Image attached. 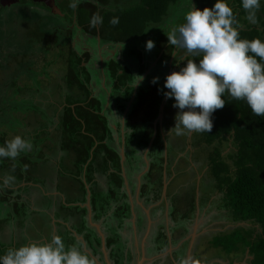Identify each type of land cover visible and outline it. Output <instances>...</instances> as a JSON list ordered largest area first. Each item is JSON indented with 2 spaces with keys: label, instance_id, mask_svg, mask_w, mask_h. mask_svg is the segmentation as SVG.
I'll use <instances>...</instances> for the list:
<instances>
[{
  "label": "trees",
  "instance_id": "trees-1",
  "mask_svg": "<svg viewBox=\"0 0 264 264\" xmlns=\"http://www.w3.org/2000/svg\"><path fill=\"white\" fill-rule=\"evenodd\" d=\"M26 1L27 3L28 1L31 2L28 5H23L24 9L25 7L26 9H35L36 14L32 19L24 13L19 12L18 15L15 13L10 15L9 21L3 22V15L7 11L9 12V10L5 8L3 1L0 0V54L3 52L1 48L2 44H5L8 50L6 56L10 57L22 54L17 52L18 48L26 50L30 49L32 45L36 48H41L40 45L44 48V45H46L47 50L44 52L45 54L41 52L40 56L39 50L34 49V51H37L40 61L43 60L46 63L44 70L47 71L48 68V71H52V74L50 73L49 79H46L43 86L46 88L52 87L53 92L60 94V98L66 104L61 128L64 137H66V142L70 143L71 140V142L80 145V143H84L86 139H89V135L84 133L82 120L86 122V126H90V129L95 128L98 136L99 131H103V129L107 130L105 119L101 115V104L99 103L100 107L94 111L95 113L92 110L93 106H96L95 103L99 102V100L92 98L91 83L93 79L89 69L91 57L88 55L81 56L72 48L71 43L77 34L74 36L72 32L66 33L69 37L73 35V40L72 38H67L64 44L61 45L59 44L61 42H58V37L49 33L50 30L47 29L48 33L43 32L42 29L43 27H47V22H44L45 19L39 13L37 6L41 7L44 5L41 3L33 5L35 0ZM62 1V12L67 13V19H74L77 16V27L81 30L79 32L97 40L101 39L106 44L120 46L130 45L132 43L129 42L135 39L147 40L149 36L154 35L155 28L164 26L175 10L178 8L180 10L182 3L185 2V0ZM73 2L77 4L75 9L70 7V4ZM215 2L216 0L212 2L211 8ZM228 3L236 15L238 27H243L238 30L240 38L252 40L259 37L264 41V0H262L260 10L257 13L258 23L256 24H251L246 19L247 13L242 8L241 0H228ZM12 11L11 9L10 12ZM97 14L102 18V23L93 27L91 22ZM114 17L119 18V23L115 26L110 23ZM73 21H70V24H73ZM167 40L168 37L163 40L158 50L166 45ZM26 41L34 43H27ZM52 42L55 44H48ZM15 43L16 45H14ZM64 46H67L66 51H69L68 53L64 51ZM58 49L62 52H58ZM42 54L44 56L41 58ZM145 55L141 49L135 46L131 57H137V60L142 63ZM158 55H160L159 52L156 53V56ZM54 57H60L62 63L59 65L58 60H54ZM192 57V60H196L197 62L201 58L200 56ZM146 69L147 67L143 70ZM108 71L116 84L114 85L116 90L127 86L128 75L131 72L128 65L111 60L108 63ZM8 73L10 74V72H4L3 75H0V79L8 75ZM6 80L8 81V78ZM2 83H0V86H2ZM23 84L28 85L27 82ZM9 87H11V83L7 85V88ZM23 89L27 93L33 92L32 89H26V87ZM22 94L24 93L22 92L20 95ZM1 95L5 96V94ZM20 95L16 99V96L12 97L14 100L11 103V109H14L13 105L20 102ZM223 98L226 104L224 108L214 112L212 116L213 129L206 135L211 144L217 143L214 142L216 140L227 142L233 139L237 150L235 152L236 156L228 159L233 163L232 168L227 163L228 160L225 161L218 158L220 162L214 161L211 171L220 182L218 187H221V190L223 189L225 201L227 202V206L232 210L235 220L252 229L251 242L245 248L246 251H249L248 261L245 264H264V117L254 115L245 102L233 100L227 93ZM18 105L21 106V104ZM73 106L76 107V113ZM91 120L94 122H90ZM47 129L48 125L45 130ZM88 129L86 128V131L89 132ZM3 142L4 140H1L0 145ZM209 142L208 144H210ZM84 145L87 146V144ZM89 152L83 150L80 154L86 159L89 157ZM81 161L86 163L88 160ZM97 197L96 194L93 198L95 205L101 200L100 197ZM99 243L100 241L98 240ZM115 243L118 244L119 240L115 239L114 243L111 241L109 246ZM124 251V247L119 245L117 251L112 254L111 258L116 264H127L132 261L133 256L123 255Z\"/></svg>",
  "mask_w": 264,
  "mask_h": 264
},
{
  "label": "crops",
  "instance_id": "crops-1",
  "mask_svg": "<svg viewBox=\"0 0 264 264\" xmlns=\"http://www.w3.org/2000/svg\"><path fill=\"white\" fill-rule=\"evenodd\" d=\"M103 47L102 43L93 44L91 47L92 51L98 53V59L102 66L105 60L102 59L105 54ZM108 47L110 48L106 50L107 53L109 51L113 55L118 51L122 53L123 48L121 46ZM83 48L85 49H82L81 53L82 51L89 52L90 43H87ZM112 48L116 49L113 50ZM90 73H92L93 81L97 80L100 83V81H104L102 76L106 70L101 68L100 71H91ZM23 93L20 95V101L27 99L25 97L26 91ZM50 94L57 96L53 91L50 93L42 91L30 93L31 99L36 104L35 107H38L33 120L26 118L28 110L24 107L18 108L13 117L11 116V123L13 126L16 125L13 138L21 136L29 140L33 147L30 151L21 153L18 159L12 161L13 164H10L11 161H9L6 168H4V162L0 166L2 169L0 173V201L4 206L0 215V255L6 254L9 248H18L30 242H50L52 237L56 235L63 238L66 246H78L91 258L93 264H112L110 261L112 254L117 251L119 245L115 243L109 246V243L111 241L114 243L115 239L119 238L124 241L125 252L123 255H136L139 263L143 261L145 264L146 261H152L153 258L151 260L146 259L147 254L151 256L160 255L164 248L168 249L165 253L172 254L175 252L176 246L171 247L166 242L158 244L157 247L155 244L157 252H147L148 237L143 239L142 236L140 238L135 236L131 241L130 236L125 235L127 231L130 233L133 226L136 232L138 231V221L142 223L141 225L146 224L147 221L144 222L141 218L140 214L143 210L137 211L139 206L142 205L143 207V204L138 201L141 188L138 192L136 191L137 195H134L135 187L130 186L128 177L123 183V179L117 172H114V168H106L105 171L100 169V165L103 169V164L106 161L108 163L114 162L117 171L120 168L122 171L126 170L129 165L125 147L123 146L124 150L120 147V144L123 145L124 143H121L119 138L113 139L111 136V119L108 117V109L111 108V95L105 91L104 84L102 91L98 93L100 97L96 96L95 98L99 102L95 103L96 106H93L92 110L94 112L99 109L101 104V115L105 119L107 130L99 131L98 136L96 129H90V126H86V122L82 120L84 133L89 135V139L80 145L71 142V140L70 143L66 142V137H64L61 129L66 105L61 98L46 101L44 95L49 96ZM73 109L76 113L75 106ZM14 110L8 108L6 112L12 115ZM90 122L93 123L94 121L91 120ZM11 123L8 125L4 123L3 126L12 127ZM47 125L48 129L45 130ZM5 127L4 129H6ZM86 128H89L90 133L86 131ZM12 129L14 127L10 129L11 133ZM107 139H109L108 144L110 146L104 143ZM45 149L47 150L45 151ZM83 150L90 151L89 157L86 159L80 154ZM81 160L88 161L84 163ZM98 162L96 167L95 163ZM177 176V172L175 175L172 174L166 186H174ZM8 177H14V179L5 185L4 180ZM113 181L116 182L115 187L112 186ZM105 186L111 190L107 196ZM174 192L175 189L174 191L172 189L173 194ZM176 193L177 191L175 195ZM96 194L101 199L97 205L93 202ZM57 208L60 210L58 211ZM5 209L8 211L10 209L15 216L4 219ZM86 211H88L89 226L83 224ZM203 221L206 222L205 219ZM151 224L149 223L150 227ZM144 228H146L145 225L142 229ZM90 240L96 244H98V240L100 241L102 249L97 256L93 250L90 251V248H94L93 245L90 247ZM174 243L176 242L174 241L173 245ZM191 252H189L187 264H191Z\"/></svg>",
  "mask_w": 264,
  "mask_h": 264
},
{
  "label": "flooded vegetation",
  "instance_id": "flooded-vegetation-1",
  "mask_svg": "<svg viewBox=\"0 0 264 264\" xmlns=\"http://www.w3.org/2000/svg\"><path fill=\"white\" fill-rule=\"evenodd\" d=\"M23 1L27 3L26 0ZM35 1L36 2H33L34 4L41 3L44 5L41 7L37 6V9L40 10L39 12L41 13V16L43 18H45L44 16L48 15L46 19L48 28L53 27V24L56 22L57 25L60 26V30L62 28L63 30H65V33L61 32L62 30H58V34H56V37H58V42H61L59 44L62 45V43H64L67 38H72L73 35L75 36L77 34V36H75L76 38L74 37V41L71 43L72 48L76 51L77 54L81 56L88 55L91 57L89 64L90 71L97 72L100 71L101 68H103L104 71L106 70V73L102 76L103 79L100 76V78L104 81H100V83H98L97 80H95L96 82L92 81V98L95 99L96 96L100 97L98 93L102 91V86L104 84L105 91L109 93L108 95H111V108L108 109V117H110L111 119V136L113 137V139L119 138L120 142L124 143L123 145L120 144V147L123 150L125 147V153L128 155L129 165L126 170L122 171V169L120 168L121 171H117L114 162L108 163L106 161L103 164V169L101 165L100 169L105 171L106 168H114V172H117V174H119L121 179H123V183L124 180H127L128 177L130 179V186L135 187L134 195H137V192L141 188L138 201L143 204V207L142 205L139 206L137 208V211L140 212L141 210H143V212L140 214L141 218L144 222L147 221L146 224L143 223L146 228L142 229L143 225H141L142 223L138 221V231L136 232L133 226L131 227L130 233L129 231H127L125 235L127 234L128 237L130 236L131 241L135 236H138L139 238L142 236L143 239H145V237H148L146 245L147 252H157L155 244L157 247L158 244L166 242L171 247L176 246L175 248L177 249L175 250V253L181 254L183 253L182 251H184V262H188L187 246H185L186 241L190 239H196L195 242H193L194 248L196 245V241L203 235H205L207 231L211 232L213 228H210L212 224H208L207 220L206 222H204V219L202 220L201 218L197 220H191L189 217L190 214L182 213L183 209H185V207H181V204L183 203L182 199L178 198L176 202L174 200L175 192L174 194L172 193V187L174 186H166V184L169 183L168 179L170 175H175L176 172L178 173V175H187L190 178L189 174L192 173L191 170H196L195 172L197 174L200 173L199 176L196 177H200L201 172H203L204 170L200 171V163H198V161L196 160V155L191 156V158H186L185 156L186 152L190 153L193 150L196 151L197 148H201H196L194 144L195 135L197 133H193L191 135L186 134L185 140L180 139V136L171 133V130L175 127L176 116L179 109L173 107V104L175 103L174 99H166L164 93L169 90L164 88V84L166 77L171 73L178 72L181 68L185 67L186 65L184 63H186L187 60L192 59V55H188L186 53V50L182 48H177L170 45L169 41L167 40L166 45L159 49L160 55L156 56V54H152L150 50L145 55L144 61L142 63L138 61L137 66L135 64L134 66H132L128 62H123V54L120 53L121 51L116 52V54L114 55L111 54L110 51L109 53L106 52V50L110 48L108 46L118 47L120 45H109L101 41V39H98L97 43H102V45L104 46L103 49L105 54L102 59L105 60L104 65L102 66V63L99 62L98 59V53L92 51L91 47L89 52L82 51L81 53V50H84L86 48L83 47L89 42L85 40V38H82L83 33L79 32L81 30L77 27V16H75L74 19L71 18L68 20L67 13L62 12V0ZM49 1H53V3L50 4ZM191 1L192 3H194V7L201 11L205 8L210 9L212 5V3H210L209 1L205 3L206 0ZM15 3L20 4V6L16 7L22 8V0H14L13 4ZM12 5H6L5 8L11 11V9L14 8L12 7ZM42 8H45V10H42ZM48 12H51V16L48 14ZM24 14L27 15V12H25ZM56 18H58L59 20H56ZM72 20H74L73 24H70V21ZM165 26L166 24L163 27ZM242 28L243 27H238V30ZM45 30L47 31V29ZM68 32H72L73 35H71V37L67 36L66 33ZM64 37L65 39L63 40ZM48 44L53 45L55 43ZM121 47L124 48L125 46L121 45ZM112 49L115 50L116 48ZM58 52L62 51L58 49ZM179 56H181V59H179ZM111 60L122 62L124 63V65H128L131 69V72L128 75L127 86L125 88H121L120 90H116V87L114 86L116 84L114 83L108 71V63ZM162 60H165V66L160 68L159 63ZM95 65H99L100 68L96 69L97 66ZM145 67H147V69L143 70ZM3 74L4 72H0V75ZM139 77H143V80L139 81ZM154 78H158V82L156 84L152 83ZM98 89L100 90L99 92ZM33 92L36 93L37 90H34ZM96 92L98 93L96 94ZM26 94L30 95V92H26ZM3 110H1L0 115L2 113L4 114V111L6 112V110ZM108 142L109 139L104 141V143H107V146H110ZM203 146H205V143L203 144ZM98 164L99 162L95 163L96 167L98 166ZM115 185L116 182L113 181L112 186L115 187ZM185 186H187V184ZM165 188L167 192L165 191ZM104 189L106 190L107 196L109 191L111 190H108V186H105ZM219 189H221V187H218V189H216V192ZM86 213L87 214L84 215L83 224L89 226L88 211H86ZM149 223H152L151 227L149 226ZM205 228L206 231L204 230ZM174 241L176 243H174L173 245ZM91 245H93L94 248H90V251L93 250L95 256H97L102 249L100 243L97 246L95 242L92 243V241L90 240V247ZM118 245H120V243H118ZM161 251L162 252L159 251L160 255H166L167 257L165 258L168 259L169 254H171L165 253L168 251V249L164 248V250ZM148 256L151 257V255L147 254V260H149ZM158 256L159 255H154L153 258L155 259L152 260L153 262L149 261L152 263H146L156 264L159 260L164 259L157 258ZM110 261L112 264H116L114 260ZM138 263L139 262L137 261L136 255H133L132 261L127 264ZM164 263L166 262L160 261L157 264Z\"/></svg>",
  "mask_w": 264,
  "mask_h": 264
},
{
  "label": "clouds",
  "instance_id": "clouds-1",
  "mask_svg": "<svg viewBox=\"0 0 264 264\" xmlns=\"http://www.w3.org/2000/svg\"><path fill=\"white\" fill-rule=\"evenodd\" d=\"M261 3L262 0H241L251 24L258 23ZM70 7L75 9L77 4L73 2ZM184 21L167 36L168 41L188 55L201 58L198 62L187 60L185 67L166 77L164 88L169 91L164 95L166 99H174L173 107L179 109L171 133L177 136L210 133L212 116L224 108L226 93L233 100L245 102L254 115L264 117V41L259 37L240 38L238 20L228 0H216L212 8L202 11L192 5ZM91 23L95 27L102 23V18L97 14ZM110 23L117 25L119 18L114 17ZM154 47L152 41L146 45L149 51ZM157 82L158 78L152 81ZM32 147L29 140L16 136L0 146V160H15ZM13 179L6 178L4 184ZM0 264H93V261L78 246H66L63 238L56 235L47 243L30 242L9 248L0 255Z\"/></svg>",
  "mask_w": 264,
  "mask_h": 264
},
{
  "label": "rangeland",
  "instance_id": "rangeland-1",
  "mask_svg": "<svg viewBox=\"0 0 264 264\" xmlns=\"http://www.w3.org/2000/svg\"><path fill=\"white\" fill-rule=\"evenodd\" d=\"M207 1L212 3L214 0H206L205 3ZM30 2L28 1V3H25L23 1V4L21 6L28 5L30 4ZM13 3L14 1H11L9 4L12 5ZM192 5H194L192 1L185 0V2L182 3V6L184 7L181 6L180 11L179 8L175 10L174 14H172L170 19L167 20L165 27L158 26L155 28L154 35L149 36V41H152L155 45V47L151 49L152 54L155 55L158 52L160 53L158 48L161 46L163 40L167 38V36L172 32L173 29L177 28L179 25H181V23L183 24L185 22L184 16L187 12L192 10ZM16 6H20V4L15 3L12 5V7H14L12 8L13 11L12 12L9 11L3 15L2 18L3 22L9 21L10 15L14 13L18 15L19 12L22 13V11L26 9V7L25 9L22 7L23 8L22 9L21 7L18 8ZM27 9H26L27 16L30 17V19H32V17L36 14V12L34 11L35 9L32 8H27ZM42 10H45V8H42ZM25 12L23 11V13ZM48 14L51 16V12H48ZM37 15L39 14L37 13ZM47 16L48 15L44 16L45 23ZM56 20L59 19L56 18ZM59 27L60 26L57 25V23L55 22L53 24V27L51 28L43 27L42 31L47 32L45 31V29H50L49 33L50 34L54 33L55 36H57L56 34H58V30L59 31L62 30L61 32L65 33V30H63V28L60 30ZM82 38H85V40H87L90 43V47H92L93 44L97 45V41H98L97 39L91 37L89 38L84 34ZM64 39L65 37L63 38V40ZM149 41L148 39L147 40L135 39L129 42L132 44L126 45L122 49L123 62H128L132 66H134V64L137 66L138 65L137 57H130L132 55L133 49L135 46H137L138 49H141L145 54H147L149 50H147L146 45ZM26 42L34 43L29 41ZM14 45H16V43ZM45 46L46 45H44V48H42V46H40L41 48H35L32 45L31 48L28 47L30 49H26V50L25 49L21 50V48H18L17 52L22 54L16 57L14 56L15 57L14 58V57L6 56L8 50L6 49L5 44H2L1 48L3 49L4 52L0 54V57H2V59H0V72H10V74L8 73V75L0 79V83L3 82L1 84L2 86H0V111L3 109L7 110L8 108H10L12 106L11 103H13L14 100V98L12 97L16 96L15 97L16 99L18 95H20L22 92H25L23 89L25 87L26 89H32V91L37 90L45 93H50L53 91L52 87L46 88L43 86L44 83L46 82V79H49V75L52 74L51 73L52 71H48V68L47 71L44 70L46 63H44L43 60L40 61L39 59L40 53L41 52L44 53L47 50ZM63 48L65 49L64 51L66 53L69 52L66 51L67 46H64ZM34 49L39 50V56L37 55V51L36 50L34 51ZM44 54L41 55V58L44 56ZM179 59H181V56H179ZM54 60H58L59 65L62 63V59H60V57L59 58L54 57ZM184 64L186 65V63ZM95 66H97L96 69L100 68L99 65H95ZM164 66H165V60H162L159 63V67L161 68ZM64 69L66 70L65 67ZM65 70L64 72H66ZM6 78H8V81L6 80ZM25 78L27 81L25 80ZM25 82H27L28 84L27 86L23 84ZM10 83H11V87L7 88V85L8 84L10 85ZM1 94L3 95L5 94V96H2ZM55 94H57V96H53V94H50L49 96L44 95V98L46 99V101L58 100L60 98V94H58L57 92ZM25 97H27L28 100L26 99L18 102V104H22V106L16 104L13 105V107L15 110L20 107H24L26 110H28V113L26 114V118L33 120V118H35L36 110L38 109V107H35L36 104H34L29 94H25ZM11 116L12 115L8 114L7 112H5L4 114L2 113L0 115V141L4 140V142L0 146L4 145L6 141H10L11 139H13L12 136L13 132L16 131L15 129L16 125L13 126V124L11 123L12 122ZM4 123L6 125L11 123L12 127H5L3 126ZM4 127L6 129H4ZM13 127L14 129H12V133H11L10 129ZM3 133L6 135L4 136ZM206 134L207 132L197 133L195 135L194 144L196 148L197 147H201V148H197L196 151L193 150L190 153L186 152L185 155L186 158L188 157L191 158V156L196 155V160L198 161V163H200V171L202 170L204 171L201 172L200 177H196L199 176L200 174V173L197 174L195 172L196 170H191L192 173L189 174L190 178L187 175L180 174L176 177L174 182V187H172L173 191L174 189L175 192L177 191L174 200L176 201L179 198L182 199L183 201L181 207L182 208L185 207V209H183L182 213L190 214L189 217L191 220H195V219L197 220L201 218L202 220L203 219L207 220L208 224L210 223L215 224L210 227L213 228L211 232L207 231L205 235H203L200 239L196 241V245L194 248H193V242H195L194 239H190L186 241L185 246H187V259H189V252L192 251L191 252L192 255H190L191 264H240V263L245 264L248 261V252H249L248 250L246 251L245 248L248 247L249 243L251 242L250 238L252 236L251 233L252 229L243 225L242 223H238L235 220L232 210L227 206V202L225 201V195L222 192L223 189L222 190L219 189L216 192V189H218L220 182L219 180H217L215 174L211 171L212 170L211 168H213L214 161L216 162L219 161L218 158L227 161L229 158L236 156L235 152L237 149L235 148L233 139L228 140L227 142L225 141L221 142V140H216L214 142L217 143L211 144ZM185 135L186 134L179 135L180 139L185 140L186 139ZM208 142L210 144H208ZM204 143L205 146H203ZM46 150L47 149H45V151ZM9 161H11L10 164H13L12 163L13 160L11 159L0 160V166H2L4 162V168H6V166H8L7 163ZM227 163L231 166V168L233 167L232 165L233 163L230 160H228ZM1 170L2 169L0 168V173ZM184 184L185 185L187 184V186H185ZM3 207L4 206L0 201V215ZM57 209L58 211L60 210L59 208ZM4 214H5V216H3L4 219H10L15 216V214H12V211L10 209L9 211L5 209ZM242 226H244V228H242ZM204 230L206 231V228ZM32 235L35 234L32 233ZM118 240L120 246L123 247L124 241L122 239H118ZM182 252L183 253L181 254L179 253L177 254L175 252L173 254H169L168 259L165 258L167 257L166 255H159L157 258L160 259L164 258V259L161 260L158 259L159 260L158 262L160 261L166 262L164 264H187V262H184L183 259L184 251ZM153 257L154 256L151 257L148 256V259L150 260ZM154 259L155 258H153V260ZM146 262L152 263L153 261L152 262L146 261Z\"/></svg>",
  "mask_w": 264,
  "mask_h": 264
},
{
  "label": "water",
  "instance_id": "water-1",
  "mask_svg": "<svg viewBox=\"0 0 264 264\" xmlns=\"http://www.w3.org/2000/svg\"><path fill=\"white\" fill-rule=\"evenodd\" d=\"M11 1H14V0H3V4H4V6L9 5V3H10ZM49 3L52 4L53 1H49ZM139 264H143V261H141Z\"/></svg>",
  "mask_w": 264,
  "mask_h": 264
},
{
  "label": "bare ground",
  "instance_id": "bare-ground-1",
  "mask_svg": "<svg viewBox=\"0 0 264 264\" xmlns=\"http://www.w3.org/2000/svg\"><path fill=\"white\" fill-rule=\"evenodd\" d=\"M177 55V54H176ZM170 57V56H169ZM8 99V98H7ZM3 100V99H2ZM215 121V120H214ZM185 168V167H184Z\"/></svg>",
  "mask_w": 264,
  "mask_h": 264
}]
</instances>
